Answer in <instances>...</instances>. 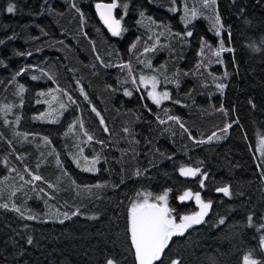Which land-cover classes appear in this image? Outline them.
<instances>
[{
  "label": "trees",
  "instance_id": "trees-1",
  "mask_svg": "<svg viewBox=\"0 0 264 264\" xmlns=\"http://www.w3.org/2000/svg\"><path fill=\"white\" fill-rule=\"evenodd\" d=\"M182 1L123 0L127 14L117 7V16L126 31L113 36L95 7L113 0H0V109L12 105L7 114L0 111V203L9 204L0 208V264H104L106 257L135 264L130 202L137 192L157 195L165 189H172L174 215L198 211L194 200L179 202L186 190L212 202L204 223L173 237L165 250L169 257L181 264H244L251 252L264 264V0H216L222 41L232 51L203 63L204 42L217 50L221 40L205 17L191 24V37H177L185 33ZM9 3L16 4L15 13H7ZM140 12L143 24L137 23ZM157 37L163 45L154 56L155 73L171 96L159 106L140 86L124 83L127 69L119 67L131 62L138 78L144 47ZM20 84L26 89L22 96ZM168 116L179 117L184 128ZM212 133L221 139L208 142ZM97 156L96 170L84 171L82 157ZM181 166L207 173L205 186H199L200 175L181 176ZM224 186L231 197L215 190ZM77 209L71 219L61 215Z\"/></svg>",
  "mask_w": 264,
  "mask_h": 264
},
{
  "label": "snow or ice",
  "instance_id": "snow-or-ice-1",
  "mask_svg": "<svg viewBox=\"0 0 264 264\" xmlns=\"http://www.w3.org/2000/svg\"><path fill=\"white\" fill-rule=\"evenodd\" d=\"M172 3L175 4V0H172ZM216 0H202V7L207 9L210 4L215 5ZM73 8H76V5H72ZM96 9L99 11V15L101 19L103 20L104 24L107 25L108 29L111 31L113 36H120L122 34V31H126V29L121 28V20L117 19L115 17L114 10L117 7H120L124 10V13L127 14L128 10V4L124 3L123 0H120V3H117V0H113L111 3L103 4V3H97L95 5ZM77 12L80 10L77 8ZM7 13H15L17 11V6L15 3H9L6 9ZM169 11L176 12L178 9L176 7H172L169 9ZM81 15H83L81 13ZM145 14L144 12H140L141 20L137 21V23L143 24V18ZM197 16V10L195 7H192L191 9L188 7L187 3L184 4V26L185 28H188V25L192 22L193 19H195ZM148 20L150 24H155L156 22L152 20L151 17H148ZM158 27L160 25H157ZM166 31L171 33V29L168 28L166 25L164 26ZM223 28V25L220 22L219 15H216L214 17V24L213 29L216 31V33L219 35L220 30ZM160 35H163V33H160ZM177 37H181L182 39H186L187 37H191L193 35V32L191 30L186 31L185 33H175ZM149 39H152V37H149ZM158 43V37L157 41ZM264 42V41H262ZM0 43H3L2 40H0ZM208 47L211 48L210 45L207 44V42H204V46L201 48V56L204 55V48ZM254 51H260L261 49L259 47H256L252 45ZM132 48H136V44L134 43L132 45ZM155 50V44L152 45V47L145 46L144 52H150ZM224 51H232L230 48H225L223 41H220V46L217 50L212 52V55L219 58L221 56V53ZM20 55H23V53H19ZM28 55H31V53H28ZM99 59V57H97ZM141 64H144L145 67L151 68L150 61H139ZM221 62V61H217ZM103 63V61H101ZM203 63V61L201 62ZM111 66V65H106ZM119 67L124 70L127 69V77L124 80V83L131 82L134 86H137V81H139L140 85H143L144 88H148L149 85H151L150 91L147 92L148 98L152 100V102L159 106L162 104L163 101L171 99V96L168 91L158 92L157 88L160 84V80L158 79L157 75H145L140 74L137 78L136 75L133 74L131 62L127 64H121ZM200 65H197V68H199ZM23 71H27V69L21 70V72H18L17 75L22 74ZM225 76L228 75L227 72L224 73ZM39 77L33 75L31 79L37 80ZM217 87L221 90L225 87L224 84H217ZM25 87L23 84L18 85V95H21L25 92ZM137 91L139 88L137 87ZM80 91L83 93L84 89L81 88ZM40 96L44 95H51V92L44 93L40 92ZM67 95V93H65ZM125 95L132 96L133 92L130 90L125 91ZM85 98H87L85 94ZM53 100H56L57 97L53 96ZM69 100H71V96L68 97ZM177 103L179 101H176ZM23 101L21 100V106ZM51 103V102H49ZM74 103V101H73ZM60 109H65V104L60 103L59 105ZM12 105H4L3 109H0V111H4L5 114L7 112L11 111ZM221 111H224V109H220ZM93 112H96L95 107L92 108ZM96 114L99 116V112H96ZM165 114H167L165 112ZM45 114H42L40 117H37V119H43ZM50 115V114H49ZM159 119V117H157ZM168 120L175 121L176 123L180 124V127L183 129L184 125L180 122L179 117L175 116H168ZM7 123V121H5ZM17 123L19 122V118H17ZM56 122V121H52ZM166 120H159V123L164 124L166 123ZM79 126L82 128L83 123L82 121H78ZM101 123H103V117H101ZM76 124H70L68 127V133H73L75 129ZM231 125H227L224 129L221 131L227 132L228 128H230ZM185 131H188L187 129H184ZM105 131H107V128H105ZM125 131H128L125 129ZM17 135H23L25 138H27V133H17ZM85 135H87V132H85ZM215 137L217 140L221 139L220 136H217L216 133H212L211 136L208 137V142H211V140ZM44 140L46 143H50L47 137H44ZM88 140H92L91 136H88ZM204 140L197 141V143H204ZM102 143V142H101ZM261 154L264 155V141L261 142ZM83 149H80V154L82 156ZM85 161L86 166L83 168L84 171H94L95 165L99 162V157H95L92 160H88L87 157H82ZM58 166H60L59 161H57ZM76 164L78 167H80V158H76ZM90 165V166H87ZM39 167V165H38ZM179 172L181 176L184 177H196L200 175L202 178L199 181V186L203 188L205 180L208 179L207 173L202 172L199 167H188V166H181L179 168ZM142 173L140 170H137L135 172L136 176H140ZM264 175V173H262ZM23 179V177H21ZM33 180H41L42 177L40 175H33ZM30 182V181H29ZM75 181H73V184ZM97 187H100V185H96ZM49 187H52V185H49ZM217 192L223 193L225 196L231 197L233 193L230 191V188L228 186L224 187H218L215 189ZM172 191V189H165L162 194L154 195L151 192H137L135 194V198L130 202V206L128 209V215H129V228L128 231L130 232V239H131V245L134 249V257H135V264H165V261H167V264H181V260L179 258H171L167 255L166 249H169L170 242H172L173 237L176 236H184L189 229H192L196 225H200L205 222V217L207 216L209 210L212 207V202L205 201L201 197L200 192H193L192 190H186L183 192L182 195H179L178 200L179 202L183 203L186 201L194 200L196 204L199 206V211L192 212L190 214H184L180 215L179 213H176L175 215L173 213L176 212V209L169 206V193ZM15 192H11L9 194V198L11 196H14ZM3 197V192L0 191V198ZM0 208L8 209L9 204L8 203H0ZM12 210L15 212H18L21 214V217H23V213H21V210L19 207H16L15 204L12 205ZM79 209L69 214L68 212H64L61 215H63L64 219H71L73 215H78ZM179 217V218H178ZM28 219H36L37 217L34 215H29L27 217ZM95 218V217H93ZM248 221L251 224L252 217H248ZM63 220H60V223H63ZM220 224H224V219L219 220ZM259 227L261 229H264V224H260ZM26 243L31 245L34 243V240L31 236L27 237ZM261 243H264V238L261 239ZM244 264H260L259 261L253 258L252 253L249 252L248 255H245L243 257ZM104 264H120L119 260L115 257H106Z\"/></svg>",
  "mask_w": 264,
  "mask_h": 264
},
{
  "label": "rangeland",
  "instance_id": "rangeland-1",
  "mask_svg": "<svg viewBox=\"0 0 264 264\" xmlns=\"http://www.w3.org/2000/svg\"><path fill=\"white\" fill-rule=\"evenodd\" d=\"M185 2L187 3L188 7L191 9L192 7H195L196 10H197V16L195 19L192 20V22L188 25V28H185L184 26V4ZM180 13H181V24L183 25L184 29H185V32L189 30V27L191 26V24L197 20V19H201L203 17H205L207 19V21L211 24V27L213 28V24H214V17L216 15H218V11H217V2L215 3V5H211L205 9L202 7V0H183L182 3H181V8H180ZM215 31V30H214ZM216 33V31H215ZM217 34V33H216ZM222 35H223V32H222V29L220 30V34L218 35L217 34V37L220 38V40L222 41ZM188 38V37H187ZM186 38V39H187ZM157 41V40H156ZM154 42L153 44H155V50L154 51H150V52H147V53H143V55H147L143 61H150L151 63V68H148V67H145V65H142L141 67V70L139 72V75L140 74H145V75H156L155 73V68H154V62H156V59L154 58V56L158 55L160 49H161V46L163 45V43L160 41L157 42ZM186 42V41H185ZM215 51V49H211V48H208L206 47V49L204 50V55L201 56V60L203 62H214V59H216L217 57H215L214 55H212V52ZM138 75V76H139ZM160 80V84L158 85V88H157V91L158 92H163V91H168L170 92V89L167 88L168 87V84L165 82V79L160 77L158 78ZM165 82V83H164ZM137 85L140 86L142 88V90H144L146 93L148 91H150L151 89V85L148 86V88H144L143 85H140L139 84V81H137ZM170 101L169 100H165L162 102L161 105H164L166 103H168ZM81 167V166H80ZM198 206V205H197ZM198 211H199V206H198ZM210 211V210H209ZM209 213V212H208ZM206 218V217H205ZM197 226V225H196ZM190 230V229H189Z\"/></svg>",
  "mask_w": 264,
  "mask_h": 264
},
{
  "label": "water",
  "instance_id": "water-1",
  "mask_svg": "<svg viewBox=\"0 0 264 264\" xmlns=\"http://www.w3.org/2000/svg\"><path fill=\"white\" fill-rule=\"evenodd\" d=\"M101 3H103V4H107V3H104V2H101ZM96 11H97V13H98V16H99V18L101 19V17H100V15H99V11L96 9ZM114 15H115V17L117 18V19H119L118 18V16H117V8L114 10V13H113ZM101 21L103 22V20L101 19ZM103 24H104V22H103ZM105 25V24H104ZM105 27L108 29V27H107V25H105ZM109 30V29H108ZM110 31V30H109ZM111 32V31H110Z\"/></svg>",
  "mask_w": 264,
  "mask_h": 264
}]
</instances>
